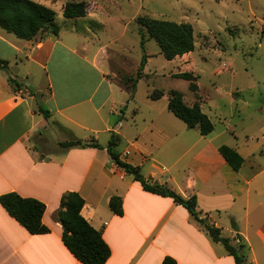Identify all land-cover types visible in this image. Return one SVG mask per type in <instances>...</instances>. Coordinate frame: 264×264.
Returning a JSON list of instances; mask_svg holds the SVG:
<instances>
[{
	"label": "crops",
	"instance_id": "0c3cea01",
	"mask_svg": "<svg viewBox=\"0 0 264 264\" xmlns=\"http://www.w3.org/2000/svg\"><path fill=\"white\" fill-rule=\"evenodd\" d=\"M91 15L88 19L100 21L101 13ZM65 33L59 27L57 34L26 40L0 27V58L7 62L0 68V194L15 191L42 201L41 220L49 229L31 234L0 205V264H82L61 240L57 212L67 191L83 198L81 215L108 244L104 264H160L166 255L177 264H234L185 207L145 191L113 164L105 148L112 134L121 160L183 197L195 195L199 216L233 242L239 234L248 264H264V106L244 116L242 106L234 107L237 92L232 91L228 111L217 115L220 128L208 115L213 130L202 135L167 109L165 93L151 99L149 86L145 100L136 99V90L130 96L129 81L111 68L108 45L92 46L98 33L75 28ZM159 51L146 49L135 89ZM161 100L164 115L157 106ZM74 139L83 144L61 146ZM221 144L243 157L237 170L219 153ZM113 195L121 198V215L109 208Z\"/></svg>",
	"mask_w": 264,
	"mask_h": 264
},
{
	"label": "rangeland",
	"instance_id": "374dc122",
	"mask_svg": "<svg viewBox=\"0 0 264 264\" xmlns=\"http://www.w3.org/2000/svg\"><path fill=\"white\" fill-rule=\"evenodd\" d=\"M43 1L55 11V22L61 27L63 37L71 28L85 31L87 35L98 33L99 41L94 37L92 46L108 45L113 57L111 68L122 80L134 75L135 57L140 55L142 58L146 49L148 52L159 50L157 43L138 23V16L192 25L194 49L190 55L173 61L163 55L153 56L151 72H147L135 89L136 99L140 102L146 99L149 86L162 89L167 97L170 90H177L183 94L186 103L199 97L202 109L217 129L221 126L217 115L228 111L232 91L237 92L234 93V107L242 106L244 116L254 107L264 106V0ZM69 1H85L89 9L82 17L66 18L62 15V6ZM91 12L101 13L100 21L96 20L100 24L93 18L88 19ZM181 71L198 75L196 93L188 89L187 80L173 76ZM157 106L163 109L164 115L166 101H159ZM238 117L234 110L233 118Z\"/></svg>",
	"mask_w": 264,
	"mask_h": 264
},
{
	"label": "trees",
	"instance_id": "16d2710c",
	"mask_svg": "<svg viewBox=\"0 0 264 264\" xmlns=\"http://www.w3.org/2000/svg\"><path fill=\"white\" fill-rule=\"evenodd\" d=\"M88 9L89 4L85 1H69L62 6V15L66 18L82 17ZM55 15L56 13L52 8L33 0H0V27L20 39L29 40L37 35L57 34L59 25L55 22ZM137 21L144 27L149 38L157 43L160 53L167 60L194 49L193 27L188 22H175L144 15L138 16ZM140 42L142 43V38ZM144 62L145 54L141 58L135 75L126 78L129 81L130 96L135 90L138 78L141 77ZM6 67L7 62L0 58V68L5 69ZM173 76L187 80L190 91L196 93L198 90L196 82L198 75L192 71L176 72ZM8 80L13 88H18L19 84L14 79L9 77ZM163 94L162 89L154 88L149 93V97L158 99ZM40 109L47 116V110ZM167 109L182 120L187 127H197L202 135L213 130V122L201 110L199 101L195 100L191 105H188L183 99V94L177 90L168 92ZM81 144L83 142L79 139L61 142V146ZM89 145L101 147L98 143H90ZM105 148L113 164L131 174L145 191L171 197L175 203L185 207L198 226L212 240L220 242L224 246L233 257L234 264H248L247 247L240 235L236 234L235 239L233 238L236 242H233L231 238L221 235L220 228L200 217L196 209L195 195L183 197L167 185L145 177L138 166L121 160L116 150V136L114 134L111 135ZM218 151L234 170L241 166L243 157L235 149L221 144ZM83 202V198L75 191H67L62 194L60 208L57 212L62 225L61 240L69 252L82 264H104L110 255V248L102 238L101 231L94 228L81 215L80 210ZM0 205L29 233L40 234L49 231L41 220L45 209V204L42 201L32 197H22L15 191H9L0 194ZM108 205L113 213L122 214L120 196H111ZM231 226L237 230L234 220H231ZM160 264H177V262L173 257L166 255Z\"/></svg>",
	"mask_w": 264,
	"mask_h": 264
}]
</instances>
